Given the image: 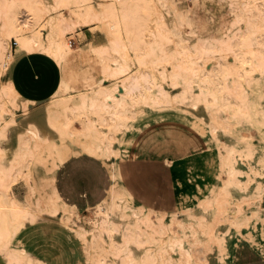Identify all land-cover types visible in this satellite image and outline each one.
Wrapping results in <instances>:
<instances>
[{
    "label": "bare ground",
    "instance_id": "1",
    "mask_svg": "<svg viewBox=\"0 0 264 264\" xmlns=\"http://www.w3.org/2000/svg\"><path fill=\"white\" fill-rule=\"evenodd\" d=\"M136 2L151 7L149 19L140 20L133 13ZM224 2L233 20L224 33L216 35L201 26L191 8H179L175 0H0V75H7L0 82V142L7 140L11 154L9 164L0 161V256L4 264H47L17 239L34 213L14 197L10 187L17 174H29L30 162L45 145L63 138L82 139L109 172L106 195L92 207L95 218L90 229L76 223L80 212L76 206L63 209L47 204L84 243L85 264H210L214 247L220 248V264H227L229 246L220 229L226 221L239 237L255 242L252 231H241L249 216L242 213L246 208L256 214L255 204L262 208L264 182L255 178L264 177V157L259 164L252 159L255 148L250 134L222 140L220 136L232 131L222 116L212 114L208 120L213 144L206 149L213 156L210 165L218 171L215 176L222 182L215 194L183 209L182 216L175 210L157 211L135 202L118 173V159L139 154L130 147L134 136L127 133L141 129L136 123L149 116L144 107L150 108L154 120L165 118L158 113L175 102L184 103L195 84V108L202 105L212 113L229 105L232 113L254 119L241 84L234 78L230 81L229 75L240 73L239 67L247 62L252 68L255 51L264 55V43L254 36L264 21V0ZM250 12H255L253 22L247 16ZM92 25L107 26L105 41L73 49L66 35L76 27ZM243 30L253 38L236 35ZM11 37L16 40L14 52L8 43ZM33 52L52 58L62 73L48 98L50 105L35 109L31 108L43 101L21 96L10 79L15 62ZM78 54L98 58L97 78L88 76L80 84L63 75L64 64ZM180 81L184 86L177 99L164 84L176 86ZM3 153L0 145V160ZM231 188L242 194L233 195ZM253 199L258 201L254 204ZM166 216L170 219L165 220Z\"/></svg>",
    "mask_w": 264,
    "mask_h": 264
},
{
    "label": "rangeland",
    "instance_id": "2",
    "mask_svg": "<svg viewBox=\"0 0 264 264\" xmlns=\"http://www.w3.org/2000/svg\"><path fill=\"white\" fill-rule=\"evenodd\" d=\"M237 2L242 3V0H237ZM175 3L182 9L191 8L200 18L201 26L216 35L224 33L227 29L226 26L233 20L232 11L224 0H196L194 3L191 0H175ZM150 9L151 7L146 3L144 4V2H136L135 6L133 5V13L140 20L150 18L152 11ZM64 13L69 16V9H64ZM254 13H247L251 22H253ZM107 31L108 28L105 25L76 27L73 32L66 35V39L73 49H77L84 47L90 41L104 42V33H107ZM43 32L45 33V31ZM235 33L237 36L241 35L246 39L253 38L247 30L236 31ZM122 34L125 38V33L123 32ZM254 36L255 39L264 43V21L261 22ZM14 39L15 37L8 39L13 52L16 47V45H13ZM255 53L256 57L254 58L252 68L249 69L250 65L247 62L239 67L240 73L229 75L230 81L234 78L241 84L243 95L247 102H249V107L253 114H255L254 119L251 121L240 113H232L229 110V105L215 108V111H212V113L206 111L202 105L195 108L192 105L194 97L198 92V86L195 84L192 89V96L188 97L184 103L180 101L175 102V105L164 107V111L158 113V115H163L165 118L154 120V115L150 113V108L144 107L145 110H148L149 116L136 123L140 125L141 129H134L127 133L129 136H134L133 141L135 142H132L130 147L139 153V156L170 158L171 161L168 163L173 168L178 200V208L176 207L174 210L179 216H182L183 212L193 207L194 202L198 198L204 199L210 194H215L212 192L222 182L219 177L215 176L218 171L210 165L213 156L206 152L208 145L213 144L208 130V120L212 114L222 116L231 125L232 131L220 136L222 140L231 141L236 135L247 136L250 134L251 137L253 136L252 141L255 148L254 152H252V159L256 164H259L260 159L264 157V141L261 139V134L264 135V55L261 52L255 51ZM83 55L80 56L78 54L76 59L65 63L63 68L64 76H72L74 77L73 82L80 84L88 76H91L92 79L97 78L100 75L101 68V63L97 57ZM238 57L242 58L241 55ZM256 58H258V61ZM136 67L137 64L131 70H136ZM245 68L249 70L245 71ZM6 79L7 75L2 73L0 75V82H5ZM183 84L184 82L182 81L176 86L164 84V88L174 93L178 99L177 95L184 86ZM48 105L50 103L46 99L43 103L36 104L31 109ZM232 114H235L236 117L233 118ZM202 116L203 119L200 120ZM0 145L4 149L0 161L7 165L9 164L8 159L11 157L7 140L2 139ZM156 153L159 154L156 155ZM86 154L95 156L101 161ZM77 155H80L79 157L83 159V162L75 165V169H73L74 175L70 178L68 185L79 184L93 191V194L89 195L87 200L90 206L78 208L80 211L79 218L75 219L76 223L90 229L92 226L91 221L95 218L92 207L99 201V198H97L99 197V189L101 191V188H107L110 180L108 169L105 167L102 158L82 139L63 138L57 143L45 145L36 154L33 161L30 162L29 174L25 177L17 174L11 183L10 191H14L12 193L14 197L20 203L27 204L33 209L34 213L33 221H26L25 226L17 235V239L47 264H85L86 251L83 249L84 243L75 236L68 226L63 224L60 215L52 213L47 205L51 204L63 209L70 207V202L58 193L56 179L61 165L70 157ZM255 179H261L264 182V177L256 176ZM251 191L250 189L247 193L250 194ZM231 193L235 196L242 194H239L233 188H231ZM197 194L200 195L198 196ZM101 195L100 197H104L106 193L103 192ZM95 201L97 202L95 203ZM257 201L258 199L252 200L254 204ZM260 206L262 208L256 204L252 207L256 210V214L254 215L246 208L242 213V215L246 214L249 216L246 218L247 224L242 226L241 231L242 233L252 231L255 242L252 243L239 237L237 230L226 221L220 224V229L225 237V244L231 247L235 242H238L237 244L247 242L252 245L264 243V201L260 203ZM215 209L216 207L213 206L212 210ZM169 219V216L165 217V220ZM237 238L240 240L237 241ZM135 252V254L139 253L138 250H135ZM212 252L213 254L209 258L210 264H220L218 259L221 253L220 248L214 247ZM226 262L227 264L230 263L229 257L226 258ZM0 264H4L1 256Z\"/></svg>",
    "mask_w": 264,
    "mask_h": 264
},
{
    "label": "crops",
    "instance_id": "3",
    "mask_svg": "<svg viewBox=\"0 0 264 264\" xmlns=\"http://www.w3.org/2000/svg\"><path fill=\"white\" fill-rule=\"evenodd\" d=\"M30 54L21 56L15 62L10 79L17 92L24 98L44 101L58 87L60 69L49 56L40 52ZM80 155L70 157L58 169L56 189L71 205L84 208L90 206L87 200L93 191L79 184L68 185L74 175L75 165L83 162ZM91 157L100 160L95 156ZM168 162L165 157H145L139 154L121 158L118 161L120 182L138 204L157 211H173L178 203L177 189L173 168ZM102 190L105 192L106 188H101V191L99 189L98 200L102 198ZM238 240L240 239L237 238ZM237 243L228 248L229 264H264V244L258 246L247 242Z\"/></svg>",
    "mask_w": 264,
    "mask_h": 264
},
{
    "label": "built area",
    "instance_id": "4",
    "mask_svg": "<svg viewBox=\"0 0 264 264\" xmlns=\"http://www.w3.org/2000/svg\"><path fill=\"white\" fill-rule=\"evenodd\" d=\"M13 45H16V40L15 39L13 40Z\"/></svg>",
    "mask_w": 264,
    "mask_h": 264
}]
</instances>
